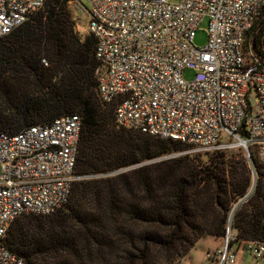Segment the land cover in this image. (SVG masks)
Segmentation results:
<instances>
[{
	"label": "trees",
	"instance_id": "16d2710c",
	"mask_svg": "<svg viewBox=\"0 0 264 264\" xmlns=\"http://www.w3.org/2000/svg\"><path fill=\"white\" fill-rule=\"evenodd\" d=\"M70 1L47 0L0 37V133L79 115L81 180L63 209L16 219L2 244L25 264H156L154 251L170 264L207 235L223 238L231 218L239 241H264L258 152L157 161L188 146L117 124V103L97 92L96 39L80 35Z\"/></svg>",
	"mask_w": 264,
	"mask_h": 264
},
{
	"label": "built area",
	"instance_id": "2783aa9c",
	"mask_svg": "<svg viewBox=\"0 0 264 264\" xmlns=\"http://www.w3.org/2000/svg\"><path fill=\"white\" fill-rule=\"evenodd\" d=\"M87 1L88 8L83 0L70 4L88 12L99 99L117 103L119 126L188 146L157 161L226 151L232 139L248 158L253 148L264 159V0ZM46 2L0 0V37ZM205 19L208 40L200 47L195 37ZM187 69L192 79L183 76ZM253 91L255 106L249 101ZM81 130V117L70 115L14 135L0 133V264H25L1 241L16 219L51 215L69 203L81 180ZM223 239L220 248L207 252L208 264H237L241 245L264 262V241H239L232 218Z\"/></svg>",
	"mask_w": 264,
	"mask_h": 264
},
{
	"label": "rangeland",
	"instance_id": "374dc122",
	"mask_svg": "<svg viewBox=\"0 0 264 264\" xmlns=\"http://www.w3.org/2000/svg\"><path fill=\"white\" fill-rule=\"evenodd\" d=\"M83 4H84L85 8H88L90 6L89 2L87 0H83ZM69 6H70L71 11H72L73 19L77 23L76 27H77V30L79 31L80 35L83 37L88 35V32H87V21H88V15L87 14H88V12L86 11L87 14L84 12H77V9L72 8L71 4ZM207 27H208V19H205L201 23V26H200L199 30L197 31V34L195 37V44L197 46L202 47V46L206 45L207 40H208ZM245 46L248 49L249 45L247 44V42L245 43ZM183 76L186 79H192L194 76V72L190 69H187L183 72ZM249 101L253 106H255L257 99H256V94L254 91L251 93ZM231 142L233 144L232 148L229 150H226L225 152L236 153L239 149H241L244 152L245 156L248 157V154L246 153L245 149L240 145V143L238 141H236L235 139H232ZM187 149H185L184 151H186ZM174 153H177V152H174ZM170 154H173V153H170ZM166 155H169V154H166ZM210 155L211 154H209L208 160L210 159ZM161 161H164V160H161ZM207 161H205V162H207ZM199 164L201 166V163H199ZM1 172H2V166L0 165V173ZM250 192H251V190L247 193V195H249ZM239 203L240 202H237L234 204V209L236 208V206H238ZM223 243H224L223 238L207 235V236L201 238L196 243V245L192 249H190L187 253L182 254L183 256L178 255V254L175 255L174 259H172L170 261V264H208V260L206 259L207 252L220 248V246H222ZM152 255H158L157 260H156V264L168 263V259H164V257H159L160 255H164V254L158 253L157 251H154L151 253V256ZM237 264H264V262H262V261L257 262L252 257L250 252L244 247V245H241L240 251L238 253Z\"/></svg>",
	"mask_w": 264,
	"mask_h": 264
},
{
	"label": "water",
	"instance_id": "95a60500",
	"mask_svg": "<svg viewBox=\"0 0 264 264\" xmlns=\"http://www.w3.org/2000/svg\"><path fill=\"white\" fill-rule=\"evenodd\" d=\"M201 158L204 160V161H207L208 158H209V154H204L201 156Z\"/></svg>",
	"mask_w": 264,
	"mask_h": 264
}]
</instances>
